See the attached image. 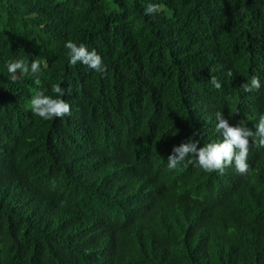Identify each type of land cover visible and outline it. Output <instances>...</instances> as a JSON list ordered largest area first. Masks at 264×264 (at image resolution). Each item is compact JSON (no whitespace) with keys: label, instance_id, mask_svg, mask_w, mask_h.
<instances>
[{"label":"trees","instance_id":"1","mask_svg":"<svg viewBox=\"0 0 264 264\" xmlns=\"http://www.w3.org/2000/svg\"><path fill=\"white\" fill-rule=\"evenodd\" d=\"M69 39L107 71L70 66ZM17 57L39 84L11 83ZM57 83L71 115L45 121L30 100ZM217 111L264 114V0H0V264H264V147L245 173L167 167L222 139Z\"/></svg>","mask_w":264,"mask_h":264},{"label":"clouds","instance_id":"2","mask_svg":"<svg viewBox=\"0 0 264 264\" xmlns=\"http://www.w3.org/2000/svg\"><path fill=\"white\" fill-rule=\"evenodd\" d=\"M161 10L162 5L149 3L144 9V15L158 14ZM64 47L67 49L66 56L70 66L80 63L97 73L107 71L103 58L96 49L89 50L83 43L78 44L71 39L65 42ZM5 63L9 80L13 84L25 77L33 78L34 82L39 84V74L47 66L46 62L40 59L29 61L27 58L19 57L10 58ZM211 84L217 90L222 88L221 80L215 76L212 77ZM242 87L246 92L259 90L261 80L258 76H252L250 83H245ZM51 91L55 94L54 96L47 95L46 89L37 88L30 100L32 113L45 121L71 115V105L63 99L66 91L70 89L65 90L61 84L57 83L52 86ZM215 120V131L221 135L222 139L201 146L198 139L189 138L187 142L174 146L172 154L167 158L169 169H176L182 164L184 166L192 164L207 173L222 174L226 168L234 164L237 172L248 171L249 138H252V143H258L259 146L264 147V114L259 116L255 132L247 127L244 121L235 125L230 124L229 119L225 118L221 111L215 113Z\"/></svg>","mask_w":264,"mask_h":264}]
</instances>
